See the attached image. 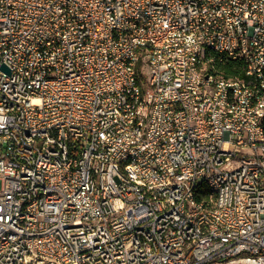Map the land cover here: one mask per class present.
Returning <instances> with one entry per match:
<instances>
[{"label": "built area", "instance_id": "2783aa9c", "mask_svg": "<svg viewBox=\"0 0 264 264\" xmlns=\"http://www.w3.org/2000/svg\"><path fill=\"white\" fill-rule=\"evenodd\" d=\"M0 264H264V0H0Z\"/></svg>", "mask_w": 264, "mask_h": 264}, {"label": "trees", "instance_id": "16d2710c", "mask_svg": "<svg viewBox=\"0 0 264 264\" xmlns=\"http://www.w3.org/2000/svg\"><path fill=\"white\" fill-rule=\"evenodd\" d=\"M217 66L219 70H221L223 73L227 75H239L243 72V64L242 62L238 60H231V59H226L222 62H217ZM204 184L201 185L200 189L203 188L204 190Z\"/></svg>", "mask_w": 264, "mask_h": 264}]
</instances>
